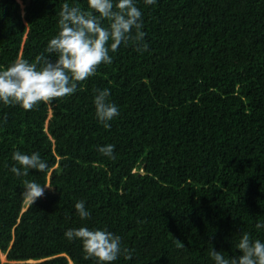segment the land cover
<instances>
[{
  "label": "trees",
  "instance_id": "trees-1",
  "mask_svg": "<svg viewBox=\"0 0 264 264\" xmlns=\"http://www.w3.org/2000/svg\"><path fill=\"white\" fill-rule=\"evenodd\" d=\"M134 2L148 51L122 45L51 105L0 101V264H97L65 237L79 227L133 250L113 264H215L212 248L242 255V233L264 242V0ZM64 3L90 10L0 0V70L47 55ZM105 88L120 112L110 129L95 115L94 89ZM108 144L114 160L98 151ZM15 151L38 152L48 171L17 177ZM24 180L52 188L27 206Z\"/></svg>",
  "mask_w": 264,
  "mask_h": 264
},
{
  "label": "clouds",
  "instance_id": "clouds-1",
  "mask_svg": "<svg viewBox=\"0 0 264 264\" xmlns=\"http://www.w3.org/2000/svg\"><path fill=\"white\" fill-rule=\"evenodd\" d=\"M155 3L156 0H145L146 5ZM88 7L90 10L84 11L64 3L59 12L58 34L45 48L47 55L41 53L35 62L17 59L6 70H0V101L4 105H19L26 111L37 109L41 102L51 105L57 98L75 94L79 84L94 76L101 64H111L110 52L116 53L122 45H131L141 54L149 50L142 30L143 13L134 0H88ZM94 93L96 118L105 129H110V122L120 115L119 108L109 100L110 89H94ZM114 148L115 145L108 144L98 151L114 160ZM12 160L15 164L11 172L17 177L29 176L30 169L40 173L49 169L38 152L27 155L15 151ZM23 188L24 201L33 205L52 186L24 180ZM75 209L81 220L90 217L84 201L76 202ZM256 228H264V223H257ZM65 237L80 240L84 258H94L97 264H113L121 255L132 259L133 250L122 247L121 237L107 230L79 227L66 231ZM236 249L242 255L226 258L223 251L214 248L209 255L215 264H264V242L260 239L252 240L248 233H242Z\"/></svg>",
  "mask_w": 264,
  "mask_h": 264
},
{
  "label": "rangeland",
  "instance_id": "rangeland-1",
  "mask_svg": "<svg viewBox=\"0 0 264 264\" xmlns=\"http://www.w3.org/2000/svg\"><path fill=\"white\" fill-rule=\"evenodd\" d=\"M28 204H29V203H27V202H26V204H25V205H27V206H28ZM27 206H26V207H27ZM26 207H24V209H25ZM2 254H3V253H2ZM2 260H3V261H5V257H4V255H2Z\"/></svg>",
  "mask_w": 264,
  "mask_h": 264
}]
</instances>
